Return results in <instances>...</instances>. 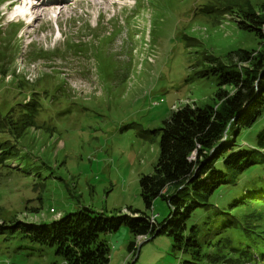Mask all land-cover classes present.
Instances as JSON below:
<instances>
[{
    "label": "rangeland",
    "instance_id": "obj_1",
    "mask_svg": "<svg viewBox=\"0 0 264 264\" xmlns=\"http://www.w3.org/2000/svg\"><path fill=\"white\" fill-rule=\"evenodd\" d=\"M8 2L0 0V223L50 221L82 208L105 216L131 208L162 221L167 202L158 196L146 209L139 187L158 159L159 129L186 104L213 103L218 86L208 57L225 60L232 49L259 45L237 27L235 11H258L264 0H64L53 2L69 3L63 16L55 7L30 28L14 14L20 4ZM232 213L264 228L260 199ZM101 237L109 264L186 258L165 233L134 238L122 223ZM132 240L141 243L135 261ZM20 245L0 234V264H65L52 248ZM207 249L236 255L219 243ZM255 256L264 263V253Z\"/></svg>",
    "mask_w": 264,
    "mask_h": 264
},
{
    "label": "trees",
    "instance_id": "obj_2",
    "mask_svg": "<svg viewBox=\"0 0 264 264\" xmlns=\"http://www.w3.org/2000/svg\"><path fill=\"white\" fill-rule=\"evenodd\" d=\"M259 8L235 11L237 27L259 39L256 48L232 49L225 60L208 57L206 71L218 86L213 103L186 104L159 129L158 159L153 172L139 178V187L146 209L158 196L167 202L162 221L131 208L118 216L82 208L50 221L10 218L1 221L0 234L22 242L18 249L52 248L65 264H109L110 248L101 235L124 223L134 238L169 235L173 248L186 255L178 264H257L264 228L251 226L232 209L259 199L264 204V3ZM9 125L13 133L14 122ZM217 243L236 255L222 259L207 249ZM140 244H128L133 261Z\"/></svg>",
    "mask_w": 264,
    "mask_h": 264
},
{
    "label": "bare ground",
    "instance_id": "obj_3",
    "mask_svg": "<svg viewBox=\"0 0 264 264\" xmlns=\"http://www.w3.org/2000/svg\"><path fill=\"white\" fill-rule=\"evenodd\" d=\"M8 4L10 3L11 6L15 4H20V6L16 7L14 14L16 16H20L23 21H27L28 25L26 27L31 26V24L36 21L37 18L43 19L45 18L49 13L54 12L55 7L53 6L52 1L48 0H33L35 2H30L28 5L25 4V0H8ZM109 2V0H106ZM69 9V3L62 5L60 7H57L56 12V18L61 17L64 15V11ZM18 23V20L16 21ZM59 32V30H58ZM151 217H155V215H150L149 219ZM152 222L154 220H151ZM137 237H145V236H137Z\"/></svg>",
    "mask_w": 264,
    "mask_h": 264
},
{
    "label": "built area",
    "instance_id": "obj_4",
    "mask_svg": "<svg viewBox=\"0 0 264 264\" xmlns=\"http://www.w3.org/2000/svg\"><path fill=\"white\" fill-rule=\"evenodd\" d=\"M156 218H157L156 216L155 217H151L150 220H155Z\"/></svg>",
    "mask_w": 264,
    "mask_h": 264
}]
</instances>
